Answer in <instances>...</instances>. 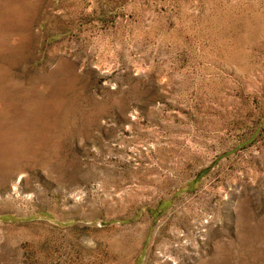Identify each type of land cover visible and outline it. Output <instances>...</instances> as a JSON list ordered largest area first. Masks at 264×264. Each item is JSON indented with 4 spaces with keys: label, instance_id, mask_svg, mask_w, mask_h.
I'll use <instances>...</instances> for the list:
<instances>
[{
    "label": "rangeland",
    "instance_id": "1",
    "mask_svg": "<svg viewBox=\"0 0 264 264\" xmlns=\"http://www.w3.org/2000/svg\"><path fill=\"white\" fill-rule=\"evenodd\" d=\"M0 264H264V0H0Z\"/></svg>",
    "mask_w": 264,
    "mask_h": 264
}]
</instances>
